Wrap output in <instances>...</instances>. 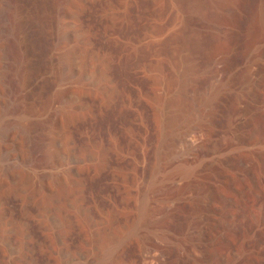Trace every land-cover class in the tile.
I'll list each match as a JSON object with an SVG mask.
<instances>
[{"label":"rangeland","instance_id":"1","mask_svg":"<svg viewBox=\"0 0 264 264\" xmlns=\"http://www.w3.org/2000/svg\"><path fill=\"white\" fill-rule=\"evenodd\" d=\"M10 7L0 264H264V0Z\"/></svg>","mask_w":264,"mask_h":264},{"label":"bare ground","instance_id":"2","mask_svg":"<svg viewBox=\"0 0 264 264\" xmlns=\"http://www.w3.org/2000/svg\"><path fill=\"white\" fill-rule=\"evenodd\" d=\"M0 5L7 10V8L9 9V7H10V0H0ZM10 9H11V7H10ZM10 9H9V11H10ZM12 27L9 26L8 24H5L4 26H1V28H0L1 29V32H0L1 33V36H0V69L2 71L1 73H3V75L5 77L6 76L7 77L9 76L11 78L18 79V75H20V72H19L20 65L23 62L24 57H26V56H25V52L22 51L24 48L22 49V47H21L23 43H21V41H18L19 40L18 39L19 37L18 38L16 37V35L13 32ZM14 47L15 48L17 47L19 50L21 49L19 51L20 53ZM14 49L19 54H17V52H16V54H17L16 55L14 53ZM195 128L194 127H188L184 131H182L180 133V135H179V141L181 143H183V144H186V145H190L191 144V145L194 146L195 143H196V141H193V140H190V139H195V137H196V129ZM5 132H7V131H5ZM7 134H9V133H7ZM7 134H6V136L3 135V134H0V138H3V139H0V140L3 141L4 139H7ZM0 144H2V143L0 142ZM190 231H191V233L189 234L190 241H189V246L187 248L189 250H191L190 248L193 247L192 249L195 248L194 251H196V249L202 248L201 246H202V243H204V238H203L204 237V234L202 233V231L200 229L196 228V226H193V225L190 227ZM178 257H179L180 260H182L186 256L184 254H178ZM151 263H153V264H160V260L158 258H154L151 261ZM177 264H180V263H177Z\"/></svg>","mask_w":264,"mask_h":264}]
</instances>
